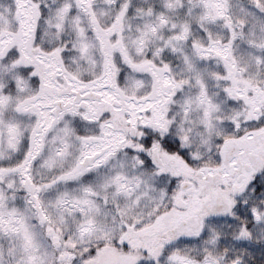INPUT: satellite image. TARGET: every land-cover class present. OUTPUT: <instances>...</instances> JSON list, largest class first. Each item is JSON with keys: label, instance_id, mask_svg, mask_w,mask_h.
Masks as SVG:
<instances>
[{"label": "snow or ice", "instance_id": "snow-or-ice-1", "mask_svg": "<svg viewBox=\"0 0 264 264\" xmlns=\"http://www.w3.org/2000/svg\"><path fill=\"white\" fill-rule=\"evenodd\" d=\"M0 264H264V0H0Z\"/></svg>", "mask_w": 264, "mask_h": 264}]
</instances>
